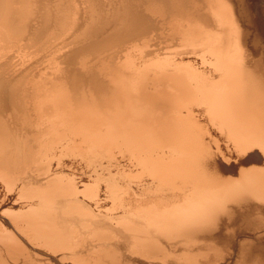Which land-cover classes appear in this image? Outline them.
Segmentation results:
<instances>
[{
  "label": "bare ground",
  "instance_id": "obj_1",
  "mask_svg": "<svg viewBox=\"0 0 264 264\" xmlns=\"http://www.w3.org/2000/svg\"><path fill=\"white\" fill-rule=\"evenodd\" d=\"M54 1L0 0V70L21 72L9 98L0 79V248L17 254L0 264H193L216 245L264 264L255 0H89L83 23ZM152 14L175 47L149 43Z\"/></svg>",
  "mask_w": 264,
  "mask_h": 264
},
{
  "label": "rangeland",
  "instance_id": "obj_2",
  "mask_svg": "<svg viewBox=\"0 0 264 264\" xmlns=\"http://www.w3.org/2000/svg\"><path fill=\"white\" fill-rule=\"evenodd\" d=\"M56 1V0H55ZM54 1V2H55ZM57 1H60V0H57ZM66 1V0H65ZM77 2H79V3H77L76 4V2H75V4H76V6L78 5V7L80 6V10H76L77 11V13H75V19H76V21L78 22V23H83V22H85L86 20H87V13H86V6L88 7V3H89V0H76ZM83 1V2H82ZM84 1H85V3H84ZM101 1V7L103 6H105V4H107V2L109 3H115V2H117V0L115 1V0H100ZM103 1H105V4L103 3ZM115 1V2H114ZM87 2V3H86ZM109 3V4H110ZM255 3H256V8H257V11H258V13L261 15V14H263L264 13V6L262 5V4H264V0H255ZM82 4H84V5H82ZM74 5V4H73ZM77 7V9H79ZM82 7V8H81ZM83 7H85V8H83ZM102 7V8H103ZM263 7V8H262ZM261 8V9H263V10H259V9ZM79 12V13H78ZM80 12H81V14H80ZM85 14H84V13ZM35 14H32V18L31 19H33L34 20V22H33V20H29V27L30 28H33L34 27V29H35V31H37L38 30V27H36V26H34V24L33 23H35V25H37V26H39L40 28H41V26H42V24L39 22V17H38V13H36V15L34 16ZM78 15H81V17L80 16H78ZM83 15V16H82ZM155 15V17H153V14H152V18L153 19H151V20H154V22H155V25H153V29L154 28H156V26H157V31H154V32H161L160 33V35H159V37H161V38H159V37H157L156 35H154V36H152L151 37V41L149 42V43H151V44H153V40H154V43L156 44V43H165V42H163V40L164 41H166V43H169V44H171V46H173V47H175L173 44H172V41H170V37H171V30L170 29H168V28H165V31H162V29H161V26H158V23L157 22H159L160 20H159V14H154ZM264 16V15H263ZM36 19L37 18V20L38 21H36L34 18ZM78 19H77V18ZM85 18V19H84ZM80 22H79V21ZM83 20V21H82ZM37 22V23H36ZM39 22V23H38ZM30 24H32L33 25V27L30 25ZM41 24V25H40ZM160 25V24H159ZM158 27H160V28H158ZM39 28V29H40ZM161 30V31H160ZM166 30H169V31H166ZM166 35H164V34ZM170 34V35H169ZM67 35L69 36L70 35V33H68V34H65V36L67 37ZM167 35H169V36H167ZM163 36V37H162ZM156 37V38H155ZM158 38V39H157ZM165 38H169V40L167 41V39H165ZM161 39V40H160ZM75 46V45H74ZM176 47H177V45H176ZM14 71H12L11 69ZM9 69H3V70H0V79L2 78V79H6L5 80V82L3 83L4 85H3V88H6V91H4V95H5V98H9L10 96H11V93L9 92V85H10V83L12 82V79H13V77H15V76H17L18 74H20L21 72H18L17 71V69L15 70V68L13 67H10ZM17 68V67H16ZM11 70V71H10ZM9 71V72H8ZM15 71H17L16 72V74H15ZM20 71V70H19ZM8 72V73H7ZM12 72V73H11ZM18 73V74H17ZM11 74V75H10ZM10 75V76H9ZM9 78H8V77ZM19 76V75H18ZM11 78V79H10ZM7 93H8V95H7ZM207 118V120L205 119L204 121H202V123L205 125V128H206V133H207V135H209L210 136V141H209V143H208V146L210 147V149H212V150H215V151H221V152H224V153H228V151H226L227 150V143L229 144L230 142H232V140H231V136H230V134L228 133V131L226 130V129H223V130H218L217 131V129L216 130H214V129H212V127H210L211 125H209L208 124V122H209V120H210V117L208 116V117H206ZM225 130V131H224ZM219 131L221 132V133H219ZM225 132V133H224ZM226 153V154H227ZM230 163H232V164H234L235 165V163H234V161H232V159L229 161ZM235 175L236 174H234V177H235ZM0 189H2V183H1V185H0ZM15 194V193H14ZM14 194L12 193V194H10L9 196L10 197H13L14 196ZM6 203V204H5ZM4 204H3V206L5 207V208H12V204L10 203V200L8 201V200H6V202H5ZM9 204V205H8ZM11 204V205H10ZM6 205V206H5ZM10 206V207H9ZM9 217V216H8ZM262 226H264V218H263V220H262ZM253 227L252 228H250V229H246V230H242L241 232H242V234H245L246 235V239H248V238H250V239H248L249 241H254L255 239H256V236H254V235H252V232H253ZM237 235H239L240 234V232H238V231H234ZM249 234V235H248ZM251 234V235H250ZM21 238V237H20ZM22 239V243L24 244V246H26L27 247V249H30V247H29V245L27 244V243H25V241H24V239L23 238H21ZM0 249H2V251L0 250V256L2 255L3 257H1L2 259H4L5 260V262H7V263H12V260L14 261V259L17 257V254L15 253V254H12V252L9 254V253H7V254H5L4 252H6V251H3V248H0ZM230 249H231V247H227V246H222V245H216V246H214V247H207L206 249H204L203 250V252L201 253V254H199V256L197 255V258H196V260H197V263H196V261H194V262H192L193 264H235V263H233V261H232V263H230L229 261H228V258H229V251H230ZM171 258H169L168 260L169 261H171L170 260ZM19 260V259H18ZM182 262L183 260H177L176 262ZM177 263V264H183L184 263V261L182 262V263ZM49 263L50 264H61L60 262H57V260H55L54 258H52V259H50L49 260ZM71 263V262H70ZM68 261L67 262H64L63 261V264H70ZM20 264V263H19ZM92 264V263H91ZM187 264H189V262H187ZM191 264V263H190Z\"/></svg>",
  "mask_w": 264,
  "mask_h": 264
}]
</instances>
